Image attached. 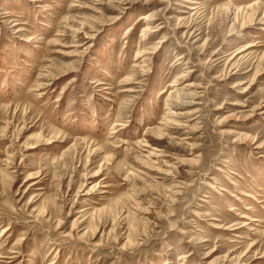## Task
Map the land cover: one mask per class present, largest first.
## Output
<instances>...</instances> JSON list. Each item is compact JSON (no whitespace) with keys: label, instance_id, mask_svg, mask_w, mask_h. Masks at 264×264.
I'll list each match as a JSON object with an SVG mask.
<instances>
[{"label":"rangeland","instance_id":"obj_1","mask_svg":"<svg viewBox=\"0 0 264 264\" xmlns=\"http://www.w3.org/2000/svg\"><path fill=\"white\" fill-rule=\"evenodd\" d=\"M0 264H264V0H0Z\"/></svg>","mask_w":264,"mask_h":264},{"label":"bare ground","instance_id":"obj_2","mask_svg":"<svg viewBox=\"0 0 264 264\" xmlns=\"http://www.w3.org/2000/svg\"><path fill=\"white\" fill-rule=\"evenodd\" d=\"M151 17V14H147V15H144L143 17H141L140 18V20H143V21H146V22H150V20H147V19H149ZM151 20H153V19H151ZM149 32V30H147V29H145L144 30V36H146V34ZM150 33H152V32H150ZM148 36V35H147ZM185 97H187L185 94L183 95V97H180V100L182 101V99H185ZM192 97V96H191ZM188 98V97H187ZM179 104L181 105L182 103L181 102H179V101H177L176 103H174V106H179ZM173 113V112H172ZM172 115V114H171ZM177 116V115H176ZM175 125H177V123L175 124ZM151 155V154H150Z\"/></svg>","mask_w":264,"mask_h":264}]
</instances>
